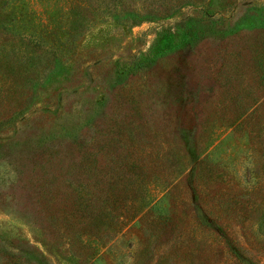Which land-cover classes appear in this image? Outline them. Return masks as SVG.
<instances>
[{"label": "rangeland", "instance_id": "1", "mask_svg": "<svg viewBox=\"0 0 264 264\" xmlns=\"http://www.w3.org/2000/svg\"><path fill=\"white\" fill-rule=\"evenodd\" d=\"M121 1L158 18L92 26L45 82L62 0H0V264H264V0Z\"/></svg>", "mask_w": 264, "mask_h": 264}, {"label": "trees", "instance_id": "2", "mask_svg": "<svg viewBox=\"0 0 264 264\" xmlns=\"http://www.w3.org/2000/svg\"><path fill=\"white\" fill-rule=\"evenodd\" d=\"M93 1H96V4L91 7V3H93ZM118 3L119 5H112L111 1L109 0H62V29L55 30L59 34L62 33V41L58 39L56 40L52 37L45 43L46 49L50 54V57H52L50 60V63L52 64L50 73L52 74L46 76L45 82L51 81L52 75L55 77L66 73L69 65L68 63H70L71 60L69 55L74 54L77 48L78 39L82 38L88 31H90L92 26L106 23L108 21L112 22L113 19H115L118 24L124 25L131 21L133 23L135 22L136 24L141 21L155 22L158 18L154 10H145L137 6L130 7L121 0H118ZM211 3L212 2L210 1L209 6ZM9 4L12 5L13 1H8V5ZM88 14H90V16H88ZM201 14L204 15L205 19H209L208 22L210 27L218 26L219 21L223 20L222 15H220L219 12L213 13L211 11L203 10L201 11ZM182 20L185 21L187 18L184 17ZM242 22L243 20L239 21L236 25L238 30L237 33L241 31L240 24H243ZM184 26L187 28V30L184 28V34H187L190 32V28L194 27V23H186ZM255 26V23H249L245 27L247 29H251ZM50 34L49 36H51ZM36 40L39 42L41 37H36ZM178 46L179 45L174 46L173 49L178 48ZM168 49L170 48L167 47L162 49L158 47V49L153 53L152 57L134 55L131 59L130 66L126 70V75L130 76L133 74L138 76L140 73L144 74L150 66L159 62V60L163 59L166 54L170 52ZM122 77L123 75L118 77L117 83L121 81ZM99 105L100 106L93 109L96 115L99 113V110L103 104ZM90 123L91 119L88 118L85 122L81 123V125L82 127H85ZM79 130L80 129H78V131ZM78 131L65 129L62 131V136L67 138L72 144H78L76 141L78 139ZM219 136L220 135H217L218 138ZM207 153L209 156L213 153V150L209 148ZM204 159L205 157H203L201 160ZM196 163L197 159L193 162L194 166ZM24 255L25 256H23V259L25 264H48L42 256L37 255L34 251L27 252ZM19 261L22 260L17 258V262Z\"/></svg>", "mask_w": 264, "mask_h": 264}]
</instances>
